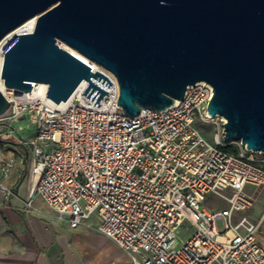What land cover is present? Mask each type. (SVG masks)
Wrapping results in <instances>:
<instances>
[{"label": "built area", "instance_id": "obj_1", "mask_svg": "<svg viewBox=\"0 0 264 264\" xmlns=\"http://www.w3.org/2000/svg\"><path fill=\"white\" fill-rule=\"evenodd\" d=\"M88 63L113 82L109 87L93 78L108 90L100 106L83 95L87 80L59 103L47 96L46 83L34 82L30 91L0 88L10 102L0 115V175L8 178L15 167L16 145L30 147L36 180L28 203L40 195L74 229L96 217L97 230L133 264H264L258 238L264 215L236 220L254 206L247 185H264V151L224 139L227 120L208 109L214 86L198 81L167 109L143 108L130 117L118 104L116 75ZM27 114L35 130L23 135L15 124ZM216 117L221 125L209 141L202 126ZM225 191L226 207L207 204L210 194Z\"/></svg>", "mask_w": 264, "mask_h": 264}, {"label": "water", "instance_id": "obj_2", "mask_svg": "<svg viewBox=\"0 0 264 264\" xmlns=\"http://www.w3.org/2000/svg\"><path fill=\"white\" fill-rule=\"evenodd\" d=\"M34 16L4 50L7 87L46 83L59 103L87 80L83 95L100 106L108 90L93 78L113 82L79 53L116 75L118 104L134 117L204 80L210 115L227 120L224 139L264 151V0H0V41ZM9 106L0 89V115Z\"/></svg>", "mask_w": 264, "mask_h": 264}, {"label": "crops", "instance_id": "obj_3", "mask_svg": "<svg viewBox=\"0 0 264 264\" xmlns=\"http://www.w3.org/2000/svg\"><path fill=\"white\" fill-rule=\"evenodd\" d=\"M12 144L15 145V141ZM18 148L16 145L11 150L15 157ZM15 167L5 180L12 177ZM22 185L15 182L10 186L6 184L12 190L15 186L14 194L5 201L0 198V264H100L91 257L84 243L83 226L71 228L67 221L59 220L46 203L50 211L45 208L27 211L28 189L26 196L21 195ZM113 264L133 263L126 252L120 262Z\"/></svg>", "mask_w": 264, "mask_h": 264}, {"label": "rangeland", "instance_id": "obj_4", "mask_svg": "<svg viewBox=\"0 0 264 264\" xmlns=\"http://www.w3.org/2000/svg\"><path fill=\"white\" fill-rule=\"evenodd\" d=\"M15 40V39H14ZM13 40V41H14ZM12 41V42H13ZM29 115H25L23 119L15 124L16 128L22 126L24 129L20 130V133L23 135H29L35 130V127L29 124ZM221 125V119L216 117L215 121L209 124H203V129L205 131V137L209 140H213L214 133L217 128ZM229 147L233 150H238V146L235 143L229 144ZM27 151L29 153V158H27ZM31 148L28 147V150L23 146L19 145V148L16 150V167L13 171L12 177L7 181L0 175V198L5 201L10 199L11 195L8 196L7 193L2 188V185H9L12 182L23 183L20 187V194H26V188L28 189V199L25 208L27 211H34V208H45L49 210L50 208L45 204L44 200L40 195L35 194L31 198L30 204L28 200L30 199V185H31ZM15 188V186H14ZM14 188L12 191H14ZM246 192L253 197L254 206L247 210L246 212L240 213L236 217V220H239L242 216H246L250 221L255 222L259 220L264 215V185L254 186L248 184L245 188ZM228 191H225L223 195L220 194H210V197L207 201V204L211 208H224L227 206V195ZM26 196V195H25ZM50 211V210H49ZM91 223L85 224L84 227V243L90 251V255L95 260H98L100 264H113L115 262H120L124 257L126 252L119 248L110 238L100 233L96 228L97 219L93 217ZM218 228L221 230L224 228L223 219H218L217 221ZM186 233L183 232L180 235V239H184ZM258 238L264 244V227L258 232Z\"/></svg>", "mask_w": 264, "mask_h": 264}, {"label": "bare ground", "instance_id": "obj_5", "mask_svg": "<svg viewBox=\"0 0 264 264\" xmlns=\"http://www.w3.org/2000/svg\"><path fill=\"white\" fill-rule=\"evenodd\" d=\"M36 22H37V16H34L30 19H28L26 22L22 23L21 25H19L18 27H16L15 29H13L12 31H10L1 41H0V75H1V70H2V66H3V61H4V50L6 49V47L16 38L15 35H18L20 33L23 32H28V31H32L35 26H36ZM67 47V46H66ZM76 52V51H75ZM77 53V52H76ZM80 57H82L83 59H85L86 61H88V59L83 56L82 54L77 53ZM40 87L41 88H47V85H45L44 83H40ZM0 88L5 91L6 87L4 84V80L1 78L0 76ZM226 118L223 116V120H225ZM35 177L32 176L31 179V185H30V190L31 192L34 190L35 187ZM32 195V194H31ZM30 204V203H29Z\"/></svg>", "mask_w": 264, "mask_h": 264}, {"label": "trees", "instance_id": "obj_6", "mask_svg": "<svg viewBox=\"0 0 264 264\" xmlns=\"http://www.w3.org/2000/svg\"><path fill=\"white\" fill-rule=\"evenodd\" d=\"M24 148H26V149L28 150V148H27V147H25V146H24ZM27 152H28V151H27ZM27 158H29V156H28Z\"/></svg>", "mask_w": 264, "mask_h": 264}]
</instances>
